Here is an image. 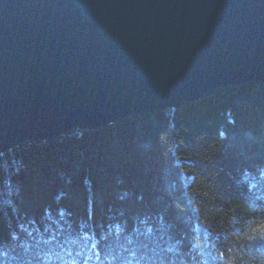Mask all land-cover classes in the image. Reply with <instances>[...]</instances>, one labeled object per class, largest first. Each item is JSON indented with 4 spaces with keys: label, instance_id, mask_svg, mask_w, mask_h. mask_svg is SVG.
Masks as SVG:
<instances>
[{
    "label": "trees",
    "instance_id": "trees-1",
    "mask_svg": "<svg viewBox=\"0 0 264 264\" xmlns=\"http://www.w3.org/2000/svg\"><path fill=\"white\" fill-rule=\"evenodd\" d=\"M0 264H264V83L0 154Z\"/></svg>",
    "mask_w": 264,
    "mask_h": 264
},
{
    "label": "water",
    "instance_id": "water-1",
    "mask_svg": "<svg viewBox=\"0 0 264 264\" xmlns=\"http://www.w3.org/2000/svg\"><path fill=\"white\" fill-rule=\"evenodd\" d=\"M264 83V0H0V154Z\"/></svg>",
    "mask_w": 264,
    "mask_h": 264
}]
</instances>
